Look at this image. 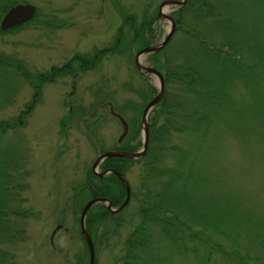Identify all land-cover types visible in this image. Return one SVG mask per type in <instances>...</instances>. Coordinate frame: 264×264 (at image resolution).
Segmentation results:
<instances>
[{
  "label": "trees",
  "instance_id": "obj_1",
  "mask_svg": "<svg viewBox=\"0 0 264 264\" xmlns=\"http://www.w3.org/2000/svg\"><path fill=\"white\" fill-rule=\"evenodd\" d=\"M18 1L0 0V20ZM151 7V1L146 3L142 16L129 9L121 11L111 44L92 52H78L46 72L33 74L16 60L0 56V68L12 66L24 71L34 87L33 98L19 115L0 119V131L26 122L45 83L87 72L108 57L121 56L134 62L139 50L159 38V12ZM172 16L176 23L172 39L161 51L149 55L163 72L167 87L163 99L150 112L147 153L138 159L112 156L101 164V171L116 169L129 180L141 220L118 250L124 210L113 212L102 203L94 204L86 227L95 245V264H102L107 252L106 264H217L218 260L221 264H250L248 253L228 251L222 245L214 248L210 239L219 232L228 237L233 233L264 245V222L249 209L244 214L233 206L228 209L210 192L203 156L212 152V140L227 135L235 140L239 137L232 119L238 116L244 99L242 87L258 90L257 110L264 120V45L257 34L264 30V0H187ZM252 57L256 59L253 63L249 60ZM145 92L137 115L132 120L125 118L128 132L115 148L136 151L142 146L141 115L156 88L150 84ZM110 103L113 112L123 115L119 106ZM89 115L84 119L87 135L100 149L99 138L89 125H96L100 116L96 111ZM0 162V264H18L8 246L29 238L27 222L34 213L23 207L26 199L21 194L26 185L15 182L10 172L15 167L6 160ZM137 163L142 165V174L136 186L129 173ZM74 191L73 212L84 247L71 264H91L79 215L87 201L96 197L110 199L113 206L121 205L127 197L126 189L117 174L100 176L90 168ZM59 250L66 254L64 247Z\"/></svg>",
  "mask_w": 264,
  "mask_h": 264
},
{
  "label": "rangeland",
  "instance_id": "obj_2",
  "mask_svg": "<svg viewBox=\"0 0 264 264\" xmlns=\"http://www.w3.org/2000/svg\"><path fill=\"white\" fill-rule=\"evenodd\" d=\"M24 1L37 5L38 17L24 28L0 35V56L16 60L33 74L60 66L75 53L92 52L111 44L121 11L129 9L142 16L149 1L153 3L151 8L157 7L160 12L157 42H161L172 27L171 20L161 11L171 14L178 10L173 4L161 6L163 0ZM257 34L259 43L264 45V30ZM249 60L253 63L256 59ZM139 61L154 65L148 54L140 55ZM143 70L128 58L113 56L77 76H60L44 85L42 100L24 126L0 135V152L15 167L10 171L15 182L26 185L21 194L26 199L23 207L34 213L27 222L29 238L8 246L18 264H71L75 254L84 247L73 212L74 189L85 178L100 151L90 142L83 121L96 110L100 116L97 125L92 126L91 122L89 125L96 131L101 149L117 145L124 136L125 122L105 106L113 101L121 108L122 117L132 120L149 85L155 86V95L161 85L158 75L146 74ZM1 71L0 119H8L17 115L32 98L34 88L24 71L12 66ZM257 92L253 87H242L244 99L238 116L232 119L239 137L235 140L227 135L212 140L213 150L203 160H206L205 167L208 166L210 192L228 209L233 206L243 214L249 209L255 218L264 222V120L259 118ZM143 137L142 129L141 140ZM141 174L142 165L137 163L129 173L136 186ZM123 216L118 250L124 247V239L141 220L134 199ZM229 236L219 232L213 234L210 242L214 248L222 245L228 251L248 253L250 257L246 259L250 264H264V245L248 237L238 238L233 233ZM59 247L66 249L65 255ZM107 255L110 253H104V261ZM218 257L221 259L220 254ZM104 261L102 264H106ZM217 264H221L220 260Z\"/></svg>",
  "mask_w": 264,
  "mask_h": 264
},
{
  "label": "water",
  "instance_id": "obj_3",
  "mask_svg": "<svg viewBox=\"0 0 264 264\" xmlns=\"http://www.w3.org/2000/svg\"><path fill=\"white\" fill-rule=\"evenodd\" d=\"M186 0H183V1H180V0H169V1H165L163 4L165 3H175V4H184ZM162 4V5H163ZM36 10H37V7L33 4H18L14 7H12L7 14H5L2 22H1V29L2 30H7L9 28H12L14 26H17L18 24H22L24 23L25 21H28L30 19H32L36 13ZM166 17L172 19V17H170L169 15H165ZM173 20V19H172ZM174 23V21H173ZM172 31L171 33L166 37V39L160 44V45H152V46H149V47H146L144 49H141V51L139 52V55L142 54V55H145L147 53H150V52H153V51H157V50H160L162 49L169 41V39L171 38V35L173 33V30L175 28V24H173V27H172ZM137 65L138 67H143V65L139 62V60L137 59ZM148 72H152L153 73H156L159 75L160 79H161V88H160V92L156 95V97L154 98V100H152L145 108V112H144V117H143V122H144V129H145V141H144V148L142 151H139V152H129V151H116V150H110V151H107L106 153H103L102 155H100L98 157V159L95 161L94 163V168L97 167L101 161H103L105 158H107L108 156H112V155H123V156H127V157H138V156H141L143 155L144 153H146V150H147V147H148V140H149V126H148V120H147V115L149 112L157 103L158 101H160L164 95V90H165V80H164V77L162 75V73L160 71H158L156 68L154 67H148L146 66L145 67ZM114 172L118 173V175L121 177L125 187H126V190H127V198L125 200V202L120 206L118 207L117 209L116 208H112V205H111V201L108 200V199H104V198H94V199H91L84 207L83 209V212L81 214V224H82V229H83V232H84V235L86 237V240L88 242V246H89V249L91 252V264H94V261H95V249H94V244H93V240L90 236V234L86 231V225H85V220H86V215L88 213V209H90V207L96 203V202H99V201H103L107 204V206L109 207V209L113 210V211H119L120 209H122L130 200V197H131V189H130V185L129 183L125 180V178L117 171L113 170ZM104 174V173H102Z\"/></svg>",
  "mask_w": 264,
  "mask_h": 264
}]
</instances>
